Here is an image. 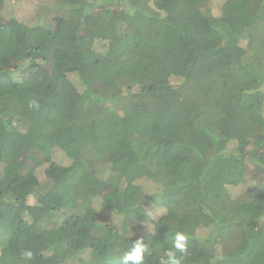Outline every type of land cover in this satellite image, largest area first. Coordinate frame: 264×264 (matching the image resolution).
I'll return each instance as SVG.
<instances>
[{"label": "trees", "instance_id": "1", "mask_svg": "<svg viewBox=\"0 0 264 264\" xmlns=\"http://www.w3.org/2000/svg\"><path fill=\"white\" fill-rule=\"evenodd\" d=\"M30 1L0 11V62H18L0 68V264H121L141 237L161 264L177 231L183 264H264L247 174L264 169V0ZM31 146L60 172L17 164Z\"/></svg>", "mask_w": 264, "mask_h": 264}, {"label": "rangeland", "instance_id": "2", "mask_svg": "<svg viewBox=\"0 0 264 264\" xmlns=\"http://www.w3.org/2000/svg\"><path fill=\"white\" fill-rule=\"evenodd\" d=\"M207 0H201L200 5L205 6L207 5ZM258 2L254 4V8H257ZM34 3L30 0H4L0 2V11L3 15L9 16L12 13L24 14L26 18L27 12H32L30 9L33 7ZM18 62L15 59H11L8 61L0 62V68H4L6 70H13ZM52 65L50 63L45 64L42 71L39 72H31L28 70L23 73L25 79L27 80H35L36 78H47L51 71ZM34 106L27 107L26 111H33ZM14 161L24 167H27L33 171H36L40 174V176H44L45 173H48L51 176L57 175L60 172L59 165H63L65 162V156L58 151L44 152V151H37L33 146L25 149H21L17 151L13 155ZM249 170L247 172L249 178H256L258 180L264 181V169L260 168L257 169L252 165H248ZM109 192H105L104 195H108ZM35 201L34 198L29 199V203L33 204ZM98 211L95 215V222L97 224H108V223H119V219L116 215L103 210L102 208L98 207ZM162 214H167L169 216H174L168 209L163 206H157L153 212V215L160 216ZM178 216V215H177ZM176 215L174 218H178ZM20 230L24 227V221L20 224ZM226 249V248H225ZM188 252L192 256H198L202 250L199 247L191 246L188 248Z\"/></svg>", "mask_w": 264, "mask_h": 264}, {"label": "clouds", "instance_id": "3", "mask_svg": "<svg viewBox=\"0 0 264 264\" xmlns=\"http://www.w3.org/2000/svg\"><path fill=\"white\" fill-rule=\"evenodd\" d=\"M32 105L36 101L31 102ZM187 236L182 231H177L173 238L172 249L166 253V259L162 260L161 264H183L185 254L187 253ZM150 249L144 243V238H138L131 242L129 250H127L120 259L121 264H145L146 254H149ZM179 253L180 255H177ZM25 259L30 260L33 253L30 250L23 252Z\"/></svg>", "mask_w": 264, "mask_h": 264}]
</instances>
